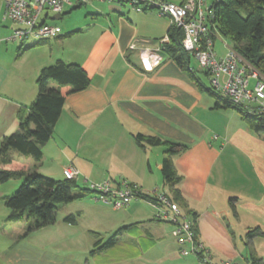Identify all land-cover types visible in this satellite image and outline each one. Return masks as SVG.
<instances>
[{"label":"crops","instance_id":"0c3cea01","mask_svg":"<svg viewBox=\"0 0 264 264\" xmlns=\"http://www.w3.org/2000/svg\"><path fill=\"white\" fill-rule=\"evenodd\" d=\"M4 11L0 0V139L19 129L20 109L35 99L44 66L78 63L90 84L76 92L63 87L65 104L41 160L12 149L11 162L0 161V168L37 169L62 180L74 165L79 188L82 182L93 195L86 191L75 208L73 201L60 204L61 220L30 229L29 218H10L4 199L23 179L0 181V264H200L191 245L173 234L174 223L157 216L168 206L136 197L116 208L90 188L108 180L172 196L162 175L168 145H140L138 133L186 146L174 157L177 203L182 219L195 218L197 241L213 261L248 264L255 256L264 263V138L238 110L215 108L214 96L165 51L152 70L143 68L139 49L156 48L168 35L167 16L129 3L75 2L64 6L61 23H50L59 27L57 36L26 42L12 37L18 24ZM111 237L116 242L99 249Z\"/></svg>","mask_w":264,"mask_h":264},{"label":"trees","instance_id":"16d2710c","mask_svg":"<svg viewBox=\"0 0 264 264\" xmlns=\"http://www.w3.org/2000/svg\"><path fill=\"white\" fill-rule=\"evenodd\" d=\"M213 11L214 17L211 24L221 35L229 38L231 48L253 64L264 76V0H217L214 3ZM168 35L170 40L165 45L164 51L179 65L188 69L202 89L214 96V107H231L238 110L249 127L254 132L262 134L264 138V109L257 103H252L249 107L235 104L211 84L207 85L197 74L198 71L191 66L193 56L183 46L182 28L171 25ZM48 39L44 38L40 41ZM201 72L210 76L206 70H201ZM36 82L38 92L35 99L29 106L20 109L19 129L0 139V157L2 159L0 161L3 163L11 162L12 148L20 153L31 155L38 161L41 160L43 146L51 138L65 104L66 93L63 87L69 86V92L80 91L90 84V78L80 64L57 59L40 70ZM134 138L143 146V143L168 145L162 160V175L170 187L173 197L168 196L173 201L181 202V193L176 187L181 176L175 169L174 157L183 152L186 146L143 133L136 134ZM12 178L23 180L15 192L4 198L6 205L12 209L10 218H29L31 220L30 229L54 223L60 204L72 202L84 196L86 191L89 193L92 191L87 188L76 191L75 188L79 186L75 179L57 180L40 173L37 169L24 171L0 168V181L5 182ZM137 195L152 203H157L159 200L155 194L142 192L140 189H138ZM74 218V215H68L66 220L73 221ZM192 231L194 239L197 241L198 229L195 218L192 222ZM116 240L117 238L111 237L99 249L114 244ZM198 255L202 256L199 252ZM248 264H262V262L258 257L253 256Z\"/></svg>","mask_w":264,"mask_h":264},{"label":"built area","instance_id":"2783aa9c","mask_svg":"<svg viewBox=\"0 0 264 264\" xmlns=\"http://www.w3.org/2000/svg\"><path fill=\"white\" fill-rule=\"evenodd\" d=\"M90 0H5L4 16L13 20L18 26L13 31V38L24 40L33 35L38 39L54 38L59 34V27L46 22L52 14L62 13L66 4H85ZM120 4L129 3L139 11L154 9L160 15L167 16L171 25H177L183 30L182 43L185 50L189 51L198 61L199 68L210 73L211 85L223 95L228 96L235 104L249 107L257 103L264 109V76L243 58L236 50L227 45L228 51L223 56H218L214 41L221 34L211 24L214 17L213 0H183L177 3L170 0H104ZM45 13L44 19H41ZM169 35L162 38L156 48L144 47L139 49L142 66L145 70H152L162 58V51L169 42ZM135 44L130 46L131 50ZM254 84L251 85V81ZM67 179H76L80 170L74 165H68L63 170ZM98 192L99 199L106 203H112L114 207L128 204L138 197L137 185H121L112 187L109 181L93 183L91 187ZM158 203L168 206V209H160L157 216L168 219L175 225L173 234L181 244L189 243L191 251L199 252L200 264H219L212 257L200 241L193 236L192 222L182 219L180 207L166 193L156 191ZM187 253V250H183Z\"/></svg>","mask_w":264,"mask_h":264},{"label":"rangeland","instance_id":"374dc122","mask_svg":"<svg viewBox=\"0 0 264 264\" xmlns=\"http://www.w3.org/2000/svg\"><path fill=\"white\" fill-rule=\"evenodd\" d=\"M208 1H209V3H211L213 0H208ZM4 6L6 7V5H5V0H4ZM4 13H5V11H4ZM45 13H46V12H44V13L42 14L41 19H44ZM51 15H52V14H51ZM51 15H50V16H51ZM50 16H49V18L46 19V22H47V23H61L62 20H63V19L53 20V19H51ZM36 39H37V37H35V36H33V35H30L29 37L25 38V41H26V42H33V41L36 40ZM225 42H226L227 44L230 45V40H229L228 37L223 36V35H220V36L217 37V39H216V41H215V50L217 51L218 56H222V54L224 55V54L228 51V47H227V45H226ZM68 44H69V43H68ZM191 66H192L196 71L199 72V75L202 77V80H203L207 85H210V84H211L210 76H207L204 72H201V70H200V68H199V63H198V61L196 60V58H195L194 56L191 58ZM252 84H254V80L251 81V85H252ZM12 149H13V148H12ZM11 152H12V151H11ZM13 154H14L15 156H18V154H23V153H20L18 150H16V149L14 148V149H13ZM23 155H25V156H29V155H27V154H23ZM13 180H15V178L10 179L11 182H14ZM7 181H8V180H7ZM80 184H81V185H80V188L84 189L85 187H83V186H85V184H83L82 182H80ZM18 187H19V186H18ZM80 188H79V187H78V188H75V190L80 191ZM87 194H88V195H91V194L93 195V193H87ZM59 206H62V205H59ZM77 206H80V202H79V201H73L71 207H72V208H75V207H77ZM99 206H104V205H103V203L100 202V203H99ZM106 208H107L108 210H111L110 207H107V206H106ZM56 216L60 217L59 220H61V217H62V211L60 210V207L57 209ZM102 224H103V223H102Z\"/></svg>","mask_w":264,"mask_h":264},{"label":"water","instance_id":"95a60500","mask_svg":"<svg viewBox=\"0 0 264 264\" xmlns=\"http://www.w3.org/2000/svg\"><path fill=\"white\" fill-rule=\"evenodd\" d=\"M62 17L61 13H56V14H53L51 16V19L53 20H57V19H60Z\"/></svg>","mask_w":264,"mask_h":264},{"label":"clouds","instance_id":"9594fccd","mask_svg":"<svg viewBox=\"0 0 264 264\" xmlns=\"http://www.w3.org/2000/svg\"><path fill=\"white\" fill-rule=\"evenodd\" d=\"M52 16V15H51Z\"/></svg>","mask_w":264,"mask_h":264}]
</instances>
